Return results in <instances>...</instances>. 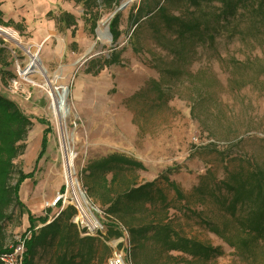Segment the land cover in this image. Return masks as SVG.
Listing matches in <instances>:
<instances>
[{
	"label": "rangeland",
	"instance_id": "obj_1",
	"mask_svg": "<svg viewBox=\"0 0 264 264\" xmlns=\"http://www.w3.org/2000/svg\"><path fill=\"white\" fill-rule=\"evenodd\" d=\"M111 1L115 11L127 0ZM139 1L132 0L118 12L121 34L113 43L97 31L109 30L114 12L101 11L92 32L88 14L74 1L0 0L1 20L11 21L0 28L30 47L38 61L22 77L28 57L16 43L0 36L4 50L0 60L12 77L4 83L0 65V94L15 102L32 123L21 143L23 152L14 160L10 184L18 172L33 171L21 184L19 198L35 217L49 208L50 217L56 215L60 209L54 205L66 193L69 203H76L64 178L58 125L50 110L49 94L63 92L62 127L75 154L76 191L86 216L91 218V212L103 218L105 210L87 197V167L116 153L142 164L135 175L127 174L135 176L137 183L157 180L169 202L168 218L176 234L220 252L205 259L167 253L153 241L141 247L130 242L126 264H264V246L255 248L253 261L211 233L197 215L189 214L193 211L213 223L222 220L210 203H200L193 194L200 180H221L227 172L247 169L249 164L264 171V29L259 37L244 28L231 40L223 36L212 46H198L180 65L152 41L146 27H141L136 42L129 38L133 29L128 14ZM61 12L74 16L73 35L56 29L54 18ZM112 51L119 53L117 64L88 73L109 59ZM174 64L181 67L182 76L170 81L166 68ZM47 127L46 151L35 163ZM163 176L179 186L185 201L175 198ZM8 213L11 219L3 224L5 247L16 246L28 229L26 214L21 215L17 207ZM120 238L108 240L107 246L121 248ZM48 259V253L38 254L35 261L47 264Z\"/></svg>",
	"mask_w": 264,
	"mask_h": 264
},
{
	"label": "trees",
	"instance_id": "obj_2",
	"mask_svg": "<svg viewBox=\"0 0 264 264\" xmlns=\"http://www.w3.org/2000/svg\"><path fill=\"white\" fill-rule=\"evenodd\" d=\"M70 1L82 5L92 32L101 11L114 12L112 4L115 2L111 0ZM1 16L0 10V25L11 24V21L4 23ZM54 21L59 32L70 30L73 35L76 26L73 15L61 12ZM128 23L129 29H133L131 41L136 42L141 27H146L152 41L170 53L174 63L181 65L196 47L212 46L223 36L231 40L242 35L244 28L259 37L264 29V0H140L131 8ZM109 33L112 42H117L121 34L118 13L110 21ZM2 52L4 50L0 49V56ZM118 60L119 53L112 51L109 59L99 62L97 69L87 71L97 74L103 67L117 64ZM0 65L1 80L5 83L12 77L4 69L6 64L2 60ZM174 65L166 68L170 81L182 76L181 67ZM31 126L30 118L18 105L0 94V256L14 248V245L5 247L3 244V224L11 219L8 213L11 207H17L21 215L27 216L28 229L21 237L24 247L21 264H37L36 256L46 253L49 254L47 264H106L111 252L106 242L121 237L122 229L128 243H135L137 247L153 241L167 253L178 252L205 259L220 253L217 248L200 245L176 234L168 218L169 202L157 186V180L137 183L135 176L127 174L142 169V164L116 153L91 163L84 183L87 197L105 209L101 211L109 220L105 236H84V230L72 221L76 216L75 208L67 205L61 209L59 200L54 205L60 209L56 215L50 217L49 208L43 216H33L19 198L21 184L33 176V171L28 174L18 172L15 183L10 184L14 160L22 154L21 143ZM49 131V127L43 131L35 163L46 151ZM249 166L227 172L221 180L212 177L206 183L202 179L192 189L200 203H210L216 209L222 216L221 221L213 223L193 211L188 213L197 215L198 220L229 247L256 261L255 248L264 246V171L256 165ZM161 179L178 201H185L175 182L167 176Z\"/></svg>",
	"mask_w": 264,
	"mask_h": 264
},
{
	"label": "built area",
	"instance_id": "obj_3",
	"mask_svg": "<svg viewBox=\"0 0 264 264\" xmlns=\"http://www.w3.org/2000/svg\"><path fill=\"white\" fill-rule=\"evenodd\" d=\"M60 199L62 205L61 209L69 204H71V206L75 208L76 216L73 218L72 221L79 229L84 230L83 233L84 236L96 237L100 235L103 237L106 235L107 230L105 231L104 228L107 224H109V220L103 213H101L103 218H96L93 214H91V212H89L91 215V218H89L86 216L84 207L81 204V201L79 200V197L77 195L76 198L74 197L76 202L75 204L69 203L70 199L68 200L67 193L60 196ZM121 233H124V235H122V238L119 239L120 243L122 244V247L118 248L117 245L111 247V252L106 260V264H126L124 261H125L128 241L127 238L125 240L126 233L124 232L123 229ZM106 244H108V242H106ZM23 251H24L23 242L20 239L18 244L14 246V248H12L11 252L0 256L1 264H21Z\"/></svg>",
	"mask_w": 264,
	"mask_h": 264
},
{
	"label": "bare ground",
	"instance_id": "obj_4",
	"mask_svg": "<svg viewBox=\"0 0 264 264\" xmlns=\"http://www.w3.org/2000/svg\"><path fill=\"white\" fill-rule=\"evenodd\" d=\"M106 35L107 39L109 40L108 35L102 31H97V35L101 37L102 35ZM0 36L3 38L12 41L16 43L26 54V56L29 59L28 65L30 66V70L33 69L37 65V59L35 55L32 53V50L30 47L22 46L18 40L15 38V36L10 32L9 30L0 28ZM27 65V66H28ZM27 68V67H26ZM26 68L20 73L22 77L25 76V72L27 71ZM29 70V71H30ZM29 71L26 72L29 73ZM50 110L53 114L54 120L57 122L58 125V132H59V139H60V147L63 152V163H64V178L66 179L68 183V187L71 190V195L76 198L77 195V181L74 179V171H73V161H74V151H72V148L69 146V137L65 134L64 129L62 127V119L63 114L65 113V107H64V95L63 92L60 93H50Z\"/></svg>",
	"mask_w": 264,
	"mask_h": 264
},
{
	"label": "water",
	"instance_id": "obj_5",
	"mask_svg": "<svg viewBox=\"0 0 264 264\" xmlns=\"http://www.w3.org/2000/svg\"><path fill=\"white\" fill-rule=\"evenodd\" d=\"M131 1H132V0H127L125 3H122L119 7H117V8L115 9L114 14H115V13H118V12H120V11H123V10L126 8L127 4H128L129 2H131ZM114 14H113V15H114ZM105 32H106V34L108 35L109 40H110V39H111V35H110V33H109V30L106 29ZM26 70H27V71L30 70V66H29V65L27 66ZM27 71H26V72H27ZM26 72H25V75H26Z\"/></svg>",
	"mask_w": 264,
	"mask_h": 264
},
{
	"label": "crops",
	"instance_id": "obj_6",
	"mask_svg": "<svg viewBox=\"0 0 264 264\" xmlns=\"http://www.w3.org/2000/svg\"><path fill=\"white\" fill-rule=\"evenodd\" d=\"M1 3V2H0ZM3 5H0V7H2ZM1 9V8H0ZM3 10H1V12H2ZM110 155V154H109ZM107 157V156H106ZM148 182H150V181H148Z\"/></svg>",
	"mask_w": 264,
	"mask_h": 264
}]
</instances>
